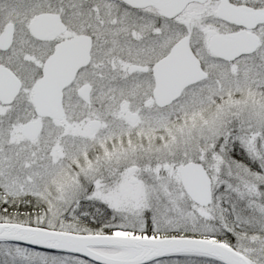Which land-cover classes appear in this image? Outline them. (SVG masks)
Listing matches in <instances>:
<instances>
[{"label": "snow or ice", "instance_id": "6c2138e0", "mask_svg": "<svg viewBox=\"0 0 264 264\" xmlns=\"http://www.w3.org/2000/svg\"><path fill=\"white\" fill-rule=\"evenodd\" d=\"M0 264H264V0H0Z\"/></svg>", "mask_w": 264, "mask_h": 264}]
</instances>
